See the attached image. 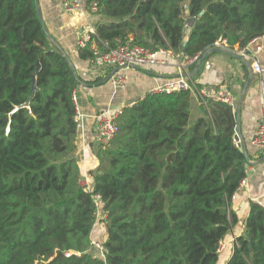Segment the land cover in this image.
<instances>
[{
  "label": "trees",
  "instance_id": "trees-1",
  "mask_svg": "<svg viewBox=\"0 0 264 264\" xmlns=\"http://www.w3.org/2000/svg\"><path fill=\"white\" fill-rule=\"evenodd\" d=\"M97 1L101 50L132 40L201 60L226 40L223 52L237 57L264 36V0ZM78 51L93 58L90 43ZM103 81L83 79L52 42L38 0H0V264H219L247 177L234 108L200 104L190 91L126 106L114 140L91 143L99 165L90 192L81 184L73 94ZM94 195L103 202L104 253L92 243ZM227 264H264L259 205Z\"/></svg>",
  "mask_w": 264,
  "mask_h": 264
},
{
  "label": "crops",
  "instance_id": "crops-1",
  "mask_svg": "<svg viewBox=\"0 0 264 264\" xmlns=\"http://www.w3.org/2000/svg\"><path fill=\"white\" fill-rule=\"evenodd\" d=\"M38 6L52 42L67 54L78 74L93 83L99 78L104 79L102 84H94L90 88L80 86L78 89L81 111L88 118L85 119L87 120L85 131L81 133L80 139L78 138L77 157L82 171L81 182L88 177L91 184L89 173L99 165L91 149L95 124L92 117L110 105L126 107L137 103L139 99L152 93L156 87L179 77L183 72L180 68L183 65L182 57L184 56L168 57L166 66L156 67L149 73L140 68L132 69L128 73L127 88L114 92L108 83L112 69L93 66L89 61H83L78 51L79 43L87 34L89 27L96 28L101 18L89 14H68L59 0H38ZM259 45L263 47V52L256 51ZM223 51L216 48L212 53H207L204 58L185 69L187 77L192 78L200 88L214 91L223 85L234 95L236 102L233 108L237 115L236 138L241 140L248 156L247 183L239 188L231 204V212L236 215L237 223L233 225L228 237L221 244L219 264L228 263L233 255L236 240L245 234L246 222L253 203L264 209V151L251 144L262 115L264 75L254 73L253 61H245L239 56H237L239 58L233 57ZM248 52L264 70V36L252 42ZM195 99L198 101L196 97ZM97 236L99 237L100 234Z\"/></svg>",
  "mask_w": 264,
  "mask_h": 264
},
{
  "label": "built area",
  "instance_id": "built-area-1",
  "mask_svg": "<svg viewBox=\"0 0 264 264\" xmlns=\"http://www.w3.org/2000/svg\"><path fill=\"white\" fill-rule=\"evenodd\" d=\"M62 2L63 9L68 14H89L97 15L99 12V3L97 0H59ZM96 35V28L90 26L87 34L80 41L78 50L85 49L90 43L91 50L93 52V58L89 60V63L93 66H104L111 68L112 71L108 77V83L114 92L123 91L127 88L129 76L128 73L132 69H144L145 71L152 72L156 67H163L167 65V58H181V55L174 53L171 50L159 49L153 50L147 47L134 45L132 40L126 43H121L115 48H108L105 46V50H101L95 43L93 36ZM256 41V40H255ZM254 42V41H253ZM215 48L221 50H227V41L221 40L215 43ZM257 52H263L261 45L256 47ZM235 54L245 61H253L252 69L257 75H264V70L260 64L252 58V55L248 52V48L244 50H236ZM183 65H181L182 73L179 77L167 81L165 84L156 87L153 94H170L174 92L190 91L195 96L200 104L206 105L208 101H216L226 103L235 107V97L225 86H221L219 89L210 91L206 88H200L197 83L187 77L186 67L198 62L199 56L189 58L182 57ZM262 95H263V108L259 127L256 131L255 137L252 139L251 144L257 149L264 151V78L262 81ZM144 99V98H143ZM73 101L76 109L75 122L79 133L85 131V119L88 116L84 115L81 111L78 91L73 94ZM136 103H132L129 106H134ZM124 107H112L108 106L104 111L94 115L92 117L94 121L93 142L97 145H109L119 132V119L124 113ZM235 145L238 149L244 150L242 142L239 138H235ZM245 179L241 186L246 185ZM82 186L86 190L92 192V186L89 178L85 177L81 182ZM94 202L97 206V218L102 219V225L106 226L105 216L102 215L103 202L100 195L93 196ZM234 199V198H233ZM104 233H107V228ZM93 245L104 253V246L92 240ZM69 256V255H68Z\"/></svg>",
  "mask_w": 264,
  "mask_h": 264
},
{
  "label": "rangeland",
  "instance_id": "rangeland-1",
  "mask_svg": "<svg viewBox=\"0 0 264 264\" xmlns=\"http://www.w3.org/2000/svg\"><path fill=\"white\" fill-rule=\"evenodd\" d=\"M103 221H102V219H99V217L96 219V224H95V228H94V231H93V239L92 240H95V241H97V239L100 237V241H102L103 242V240H104V237H105V233H104V231H105V229H106V226H104V225H102L101 223H102ZM100 234V236L98 237L97 235H99ZM104 236V237H103ZM99 241V242H100ZM101 242V243H102Z\"/></svg>",
  "mask_w": 264,
  "mask_h": 264
},
{
  "label": "water",
  "instance_id": "water-1",
  "mask_svg": "<svg viewBox=\"0 0 264 264\" xmlns=\"http://www.w3.org/2000/svg\"><path fill=\"white\" fill-rule=\"evenodd\" d=\"M38 69L40 68V64L38 63ZM37 90V86H36V78L34 77L33 78V87H32V92H31V96H30V99L29 101L32 99V97L34 96L35 94V91Z\"/></svg>",
  "mask_w": 264,
  "mask_h": 264
}]
</instances>
